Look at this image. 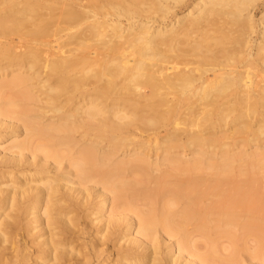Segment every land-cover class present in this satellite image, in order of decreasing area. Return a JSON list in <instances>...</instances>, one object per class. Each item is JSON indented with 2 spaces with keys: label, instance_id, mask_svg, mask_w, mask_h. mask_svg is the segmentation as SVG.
<instances>
[{
  "label": "bare ground",
  "instance_id": "obj_1",
  "mask_svg": "<svg viewBox=\"0 0 264 264\" xmlns=\"http://www.w3.org/2000/svg\"><path fill=\"white\" fill-rule=\"evenodd\" d=\"M0 165V264H264V0H0Z\"/></svg>",
  "mask_w": 264,
  "mask_h": 264
},
{
  "label": "rangeland",
  "instance_id": "obj_2",
  "mask_svg": "<svg viewBox=\"0 0 264 264\" xmlns=\"http://www.w3.org/2000/svg\"><path fill=\"white\" fill-rule=\"evenodd\" d=\"M1 166H2V165H0V167H1ZM8 210H9V209H8ZM8 210H7L6 212H8ZM87 223H88V224H87V227H88V230H89V233H90V234L85 235V237H86V239L90 240V239H89V238H90L89 236H91V233H92V232H93V234H94V233H95L94 231H96V230L93 229L94 226L91 228V224H90L88 221H87ZM89 225H90V226H89ZM94 228H95V227H94ZM95 229H96V228H95ZM43 233H44V231H43ZM94 235H95V234H94ZM45 237H47V234H45L43 237H40L39 240H41V239H43V238H45ZM91 237L94 238V236H91ZM95 237H96V236H95ZM96 238H98V237H96ZM96 238H95V239H96ZM91 239H92V238H91ZM37 240H38V239H37ZM88 240H86V242H87ZM10 242H11V239H10ZM81 242H84V240L81 239V240H79L78 243H81ZM87 243H88V242H87ZM7 245H8V244H7ZM1 252H2V248H0V254H1ZM7 252H9L8 254L10 255V251H7ZM112 256H113V255H112ZM112 256H111L110 260H112V258H113ZM110 260H109V261H110ZM103 261H104V260H103ZM103 261H102L101 259L97 260L96 258H94V259H92L91 264H101V263H103V264H107V262L104 261V262H105V263H104ZM109 261H108V262H109Z\"/></svg>",
  "mask_w": 264,
  "mask_h": 264
}]
</instances>
